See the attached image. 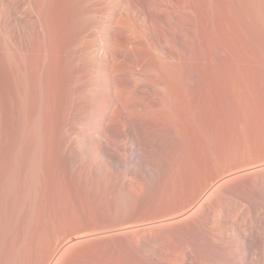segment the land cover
I'll list each match as a JSON object with an SVG mask.
<instances>
[{"label":"bare ground","instance_id":"obj_1","mask_svg":"<svg viewBox=\"0 0 264 264\" xmlns=\"http://www.w3.org/2000/svg\"><path fill=\"white\" fill-rule=\"evenodd\" d=\"M51 1L80 24L56 159L97 219L34 264H264V222L246 205L264 196V158L242 143L254 95L239 55L257 58L242 0Z\"/></svg>","mask_w":264,"mask_h":264},{"label":"rangeland","instance_id":"obj_2","mask_svg":"<svg viewBox=\"0 0 264 264\" xmlns=\"http://www.w3.org/2000/svg\"><path fill=\"white\" fill-rule=\"evenodd\" d=\"M241 3L246 48L250 46L248 53L257 58L253 69L244 54H238L243 75L256 97L246 110V134L245 130L240 134L242 143L264 158V0ZM58 6L51 0H0V264H34L46 255L57 236L79 231L97 219L73 186L63 163L58 165L56 159L55 107L65 74L64 58L80 27L76 13ZM35 17L43 27L41 32L30 29ZM247 137L251 146L245 143ZM246 195L248 201L238 200L229 217L247 213L243 203L247 201L249 206L251 195L250 203L255 205L248 208L258 211L252 220L247 221L246 215L244 220L264 222V209H259L264 196ZM240 215L234 222H244Z\"/></svg>","mask_w":264,"mask_h":264}]
</instances>
